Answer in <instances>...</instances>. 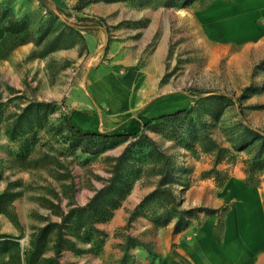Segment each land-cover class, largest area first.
Here are the masks:
<instances>
[{
	"label": "rangeland",
	"instance_id": "rangeland-1",
	"mask_svg": "<svg viewBox=\"0 0 264 264\" xmlns=\"http://www.w3.org/2000/svg\"><path fill=\"white\" fill-rule=\"evenodd\" d=\"M210 1L94 0L77 12L73 8L76 0H0V16L3 13L5 16L0 21V192L8 187L14 194L13 208L19 222L15 225L8 216L0 214V233L19 236V246L28 247L30 233L45 223V217L58 220L49 213L46 199L55 201L57 194L60 205L65 208L67 197L62 190L66 189L62 185L71 182L74 201L86 202L102 185V179L109 176L113 157L133 139L78 141L67 129L65 122L72 107L68 105L69 92L79 90L74 86L89 59L109 68L116 67L118 74L128 67L154 69L156 62L157 66L162 65L163 95L182 94L192 102L214 95L231 99L232 104L217 116L201 110L208 124V134L225 148L217 163L213 161V152L202 151L199 138L190 128L188 130L181 117L158 121L154 127L145 129L174 161L180 183L174 189L180 209L217 208L218 223L222 227L233 199L218 206L217 192L230 176H235L245 187H257L264 198V171L258 172L256 179H246L243 160L250 154L246 149L234 150L229 142V134L237 123L264 132V64H261L264 46L260 50L256 42L224 46L208 41L196 20V13ZM43 5H49L50 9L44 10ZM12 17L22 20L20 33L9 34L1 28ZM86 26L89 31L85 30ZM98 26L105 29L107 38L103 53L96 56L84 50L80 31L90 32ZM74 47H77L78 56L63 53ZM148 73L154 74V70ZM247 87L249 89L244 90ZM80 91L84 93V89ZM30 102L46 105L39 107V117L31 121L29 131L11 139L6 131ZM20 122L24 124L23 119ZM154 164L145 145L131 149L123 175L127 193L120 202L121 205L127 198L122 209L124 223L112 234L122 242L112 240L104 244L107 234L99 244V239L77 240L80 251L63 250L62 264H120L124 256L121 244L127 236L146 244L150 252L131 246L125 264H152L160 257L152 247L153 239L157 228L168 227L166 223L154 221L160 212L156 201L144 205L145 214L139 215L152 223L147 235H128L125 229L130 225L124 227L129 214L146 195L140 192L142 188L154 184L158 178L151 169ZM200 184L204 188L210 186L211 199L185 200L184 191L190 185ZM251 210L255 220L254 208ZM205 215L195 212L187 216L185 225L193 219L196 227L200 226V218ZM240 216L244 218L243 212ZM245 217L243 228L253 225L252 216L248 213ZM107 220L96 222L95 226L112 228ZM173 220L170 221L172 235ZM140 225L135 223L133 228ZM50 253L47 251L45 255ZM168 253L174 255L173 240H170ZM257 263L264 264V248L259 251Z\"/></svg>",
	"mask_w": 264,
	"mask_h": 264
},
{
	"label": "crops",
	"instance_id": "crops-1",
	"mask_svg": "<svg viewBox=\"0 0 264 264\" xmlns=\"http://www.w3.org/2000/svg\"><path fill=\"white\" fill-rule=\"evenodd\" d=\"M42 8L50 9V6L43 5ZM196 20L210 42L224 46L256 42L260 50L264 46V0H212L196 13ZM80 32L85 51L96 53V56L103 53L107 38L103 27ZM63 53L78 56L77 47ZM95 64L94 60H86L81 77L74 86L79 90L69 92L68 105L72 107L69 108L67 122L81 132L139 133L148 120L187 108L193 103L182 94L163 95L162 65L157 66L156 62L154 69L128 67L121 74L115 71L116 67ZM151 70L154 74L148 73ZM80 89H84V93ZM154 184L142 188L140 192L143 195L149 193ZM209 191L210 186L190 185L184 191V199L198 202L207 197L211 199ZM217 194L218 206L233 199L224 225L221 227L218 223L217 212L201 217L202 223L197 227L191 219L173 235L170 228L172 222L166 225L168 228H157L152 247L160 257L155 258L152 264H258L259 251L264 248V198L260 190L255 186L245 187L235 176H230ZM125 200L107 220L112 228H99L108 235L104 244H110L112 240L122 242L112 234L119 229L117 226L124 223L122 209ZM241 212L244 218H240ZM248 213L252 216L253 225L252 228H243ZM135 223H140V227L133 228ZM150 227V220L138 216L125 232L131 236H144L152 229ZM170 240L174 241V255L168 253ZM133 247L142 250L139 246Z\"/></svg>",
	"mask_w": 264,
	"mask_h": 264
},
{
	"label": "trees",
	"instance_id": "trees-1",
	"mask_svg": "<svg viewBox=\"0 0 264 264\" xmlns=\"http://www.w3.org/2000/svg\"><path fill=\"white\" fill-rule=\"evenodd\" d=\"M94 0H76L73 8L75 11H81L86 5ZM4 13L0 16V21L4 20ZM85 20V18H79ZM1 28L9 34H17L23 31L22 20H14L10 18ZM89 31V27H85ZM82 37V35L80 36ZM83 38V37H82ZM264 64V60L261 61ZM245 88L244 90H248ZM240 98H242L240 96ZM231 99L222 96H211L207 98H197L187 108L176 110L172 113L163 114L152 118L143 124L139 133H102V132H81L71 126L67 122V129L78 139V141L100 138V139H126L132 137L121 152L113 157L110 167L109 176L102 179L103 183L94 190L93 194L82 204L74 201V188L70 182L62 185L66 190H62V194L67 197L65 208H62L59 202V196L56 194L57 200L46 199L49 213L58 217L57 221L50 220L45 217V223L42 226L34 228L30 233L28 247L21 248L19 246V236L0 233V264H62L60 255L63 250H72L79 252L80 249L76 245V241H93L99 239L98 244L102 242L106 233L95 226L96 222L110 218L112 211L120 206L121 200L127 193L124 185V166L127 163L132 148L145 145L147 153L152 155L155 163L151 169L158 176L154 188L144 195L135 206L126 219L124 227H128L130 223L137 217L143 216L144 205L156 201L160 207V212L155 217L156 223L168 224L173 220L174 231L184 227L187 216L193 215L195 212H204L205 214H215L219 210L217 208L200 207L198 209H180L177 195L174 187L179 185L176 175V169L173 159L159 148L156 141L145 133L146 128L154 127L158 121L165 119H185V124L191 129L195 137L199 138V147L203 152L212 153L213 161L217 163L223 156L225 148L220 146L207 132L208 124L202 118V112L211 113L217 116L218 112L223 110L227 105H231ZM43 102H30L25 105L20 113L15 117L7 135L11 139L18 134H24L32 128L31 121L38 119L39 107L45 106ZM28 113L32 116L29 117ZM23 119V125L21 120ZM229 142L234 150H247L250 154L249 158L243 160V172L246 179H256L258 172L264 171V132L253 128L249 125L237 123L229 134ZM256 180H254L255 183ZM255 185V184H254ZM126 187V188H125ZM68 191V192H67ZM14 194L8 187H4L0 192V214H4L15 224L19 225L17 214L13 208ZM142 213H139V212ZM49 244V245H48ZM131 246H139L149 251L146 244H142L135 238L127 236L121 244L124 256L120 260V264H125L127 252ZM47 251L51 253L45 255ZM150 252V251H149ZM6 258V259H5Z\"/></svg>",
	"mask_w": 264,
	"mask_h": 264
},
{
	"label": "bare ground",
	"instance_id": "bare-ground-1",
	"mask_svg": "<svg viewBox=\"0 0 264 264\" xmlns=\"http://www.w3.org/2000/svg\"><path fill=\"white\" fill-rule=\"evenodd\" d=\"M249 226H250V228H252V227H251V224H250ZM247 228H249V227H247Z\"/></svg>",
	"mask_w": 264,
	"mask_h": 264
}]
</instances>
